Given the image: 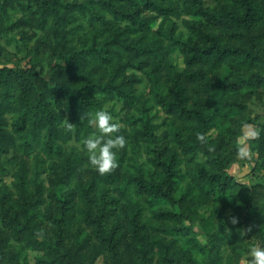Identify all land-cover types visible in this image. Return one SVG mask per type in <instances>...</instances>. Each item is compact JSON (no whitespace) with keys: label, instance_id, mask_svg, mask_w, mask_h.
Returning <instances> with one entry per match:
<instances>
[{"label":"rangeland","instance_id":"rangeland-1","mask_svg":"<svg viewBox=\"0 0 264 264\" xmlns=\"http://www.w3.org/2000/svg\"><path fill=\"white\" fill-rule=\"evenodd\" d=\"M94 1L99 0H0V71L6 68L30 70L35 65L38 71L43 68V75L36 74V77H41L43 96L49 101L53 99L49 80L55 79L72 87H80L87 77L97 81L115 78L117 85H122L139 99L129 105L120 96L102 93L96 95L103 101V108L113 113L121 125L120 131L127 138L126 147L118 152L119 167L110 173L102 174L91 164L84 146L85 138L93 131H98L92 123L88 134L63 139L61 143L64 152L60 156H49L43 149L42 140L35 142L34 151L26 153L19 149L18 141L14 143L9 138L4 139L0 145V264H42L40 260L54 264H141V247L151 251L149 256L155 254L154 264H191L190 258L208 262L211 256L207 253L208 249L214 256L220 255L218 264H249L251 248L257 244L264 245V235L256 230L257 227H262L261 215L248 218L245 221L246 227L240 232L239 229H234L235 224L231 221V217L235 215L234 209L222 201L209 200L201 209L193 210V213L189 207H197L198 199L189 198L187 202L177 204L186 210L182 212L188 218V226L192 227L188 238H195L199 246L207 247L206 251L191 250L190 244L185 242L187 235L165 232L163 229L169 226L181 225L164 218L155 220L150 216L148 206L144 211L149 221L141 233L143 241L139 242L128 229L129 217L136 201L139 206L147 205L144 200H138L132 187L127 190L131 186L128 181L134 180L138 175L150 177V174L158 175L159 172L153 162L154 156L145 142L142 120H139L140 109L144 100L153 102L155 91L167 93L171 77L188 69L180 48L169 47L168 35L173 29L176 35L182 34L184 38L190 35L185 21L193 17L187 14L185 8L190 5L191 0H154L164 3V10L156 12L145 8L140 20L149 21L147 26L140 27L136 33L124 32L121 35L127 39L133 35L129 41L134 44L140 42L151 52L134 57L131 52L112 45L109 47L107 60H103L101 56L92 58L87 54L86 44H92L89 34L94 29L90 24L92 22H87L85 17L73 15L74 18L61 20L58 33H54L56 24L53 16L44 19L43 11H50L54 5L62 7L64 4ZM114 3L115 7L124 9L120 3ZM92 5L99 7L111 21L105 27L112 26L116 30L122 28V31L131 27L132 23L127 19L115 20L114 15L106 11V8L98 3ZM63 11L66 13L67 10ZM98 26L104 29L101 25L94 28ZM254 33L258 39L257 47L253 49L258 57L255 59L256 66L242 72L243 75H250V78L243 80L242 94L237 98L239 102L244 101L247 108L242 112L236 105L237 102L229 106L232 111L237 110L238 114L232 112L233 116H228L227 128L223 130L225 132L228 129L227 132L230 133L229 144L226 146L227 156H230V151H235L230 158L229 173L237 182L248 185L249 189L257 188L258 202L263 205L264 84L258 83L253 75H264V22ZM226 38L229 40L228 35ZM230 41L235 46L239 43ZM67 51L70 55L79 54L81 58L74 59V65H71L64 57ZM230 62L227 60L221 68L209 71L210 79L215 81L229 75L233 71ZM198 67L210 69V65L206 63L199 64ZM249 79H252V83ZM184 85L191 105L208 104L211 99H215L213 91L201 90L195 82L186 80ZM151 115L156 116V124L169 119L168 114L156 104ZM248 119L252 123H247ZM163 131L159 130L160 137L163 136ZM217 134L215 132L214 136ZM160 144L167 149H174V144L168 138H163ZM238 148L240 153L236 154ZM38 172L46 185L44 200L42 198L39 210L25 214L18 203L21 181H26L28 188L33 191L32 181ZM196 197L200 198V195L197 194ZM104 203L111 213L106 225L112 226L116 221L122 220L125 230L120 241L112 245V249L108 243L101 242L95 225H90L82 216V209L89 210V204V211L96 215ZM162 207L166 210L174 208L170 203ZM64 213L70 216L71 222L60 228L55 220L64 218ZM17 216L30 228L22 236L18 234L15 222H12ZM212 236H225L226 239L216 240L213 246ZM157 240H164L168 247L166 255L159 254L161 250L157 248Z\"/></svg>","mask_w":264,"mask_h":264},{"label":"trees","instance_id":"trees-1","mask_svg":"<svg viewBox=\"0 0 264 264\" xmlns=\"http://www.w3.org/2000/svg\"><path fill=\"white\" fill-rule=\"evenodd\" d=\"M114 1L120 3L124 9L115 7ZM92 3L106 8V11L114 15L115 20L127 19L132 23L131 27L126 31H122V28L113 29L112 26L105 27L111 21ZM164 6V3L154 0H99L74 5L64 4L62 7L54 5L50 11L45 9L43 13L45 20L50 15L55 19L57 27L55 25L54 33H58L61 20L74 18L73 15L78 18L85 17L87 22L91 21L94 30L89 34L92 44H86L87 54L92 58L101 56L100 58L107 60L109 47L112 45L131 52L134 57L150 53L151 50L147 46L129 41L133 35L129 39L122 38L121 35L124 32L136 33L140 27L147 26L149 21L140 20L145 8L162 12ZM64 9L67 10L66 13ZM185 10L193 17L185 21L190 35L184 38L182 34L176 35L173 29L168 37L169 47H178L185 55L188 69L184 73L173 75L169 91L165 94L155 91L153 102L144 100L140 109L139 120H142L145 142L154 156L153 162L159 172L158 175L150 174V177L145 174L138 175L134 180L128 181L131 186L127 190L132 187L139 197L138 200H144L147 204L139 206L136 201L134 211L129 217L128 229L139 242L143 241L141 233L149 221L144 211L148 206L150 216L155 220L164 218L177 221L181 225L169 226L163 229L165 232L171 235H187L185 242L190 244L191 250L206 251L207 247L199 246L195 238H188L192 227L188 226V218L182 212L186 210L177 205L187 202L189 198L198 199L197 207H189L192 213L201 209L209 200L222 201L231 206L235 211L234 216L239 218L234 229H239L240 232L246 227L245 221L248 218L261 215L262 227H257L256 230L264 235V204L258 202L257 188L249 189L248 185L237 182L229 173L230 158L235 151H230V156H227L226 146L229 144L230 133L227 132L228 129L225 132L223 130L227 128L228 116H233L232 112L238 114L237 110L232 111L229 106L237 102L236 105L242 112L247 108V104L244 101L239 102L237 98L242 94L243 80L250 78V75H243L242 72L256 66L255 59L258 57L253 49L257 47L258 39L254 31L264 22V0H211V3L209 0H191ZM97 25L104 29L99 26L94 28ZM230 40L239 43L235 46ZM64 57L71 65H74V59L81 58L79 54L70 55L69 51ZM227 60L231 61L229 65L233 67V71L212 81L208 75L209 71L221 68ZM202 63L209 64L210 69L198 67ZM42 71L43 68L36 70V65L30 70L6 68L0 71V145L5 138H9L14 143L18 141L17 146L21 151L30 153L34 151L35 142L42 140L43 149L49 156H60L64 152L62 143L65 137H80L91 130L93 114L103 108V101L96 96L97 93L123 97L129 105L139 100L122 85H117L115 78L97 81L87 77L80 87H72L55 79L49 80V90L53 97L52 101H49L43 96L41 77H36V74L43 75ZM253 76L258 83L264 84V75ZM43 80L46 81L44 76ZM186 80L195 82L201 90L213 91L215 99H211L208 104L191 105L184 85ZM251 80L249 79L250 83ZM154 104L168 114L169 119L164 123L154 122L156 116L151 115ZM69 122L72 123L71 127ZM246 122L252 123L249 119ZM160 129L164 130L162 137L158 133ZM215 132L218 133L216 136ZM200 134H203V139ZM163 138H168L174 144V149L161 146ZM239 153L238 148L236 154ZM32 182L33 191L28 188L26 181H21L18 203L25 214L37 211L46 193L45 181L41 179L39 172ZM197 194L200 198L196 197ZM227 200L229 203H226ZM169 203L174 208L163 209L162 205ZM88 206L91 210L90 204ZM89 210L82 209L83 219L90 225H95L101 242L108 243L112 249V245L118 243L125 233L122 220L116 221L112 226L106 225L111 215L106 203L96 215ZM62 217L64 218L55 220L60 228L68 226L71 222L68 214L64 213ZM12 222H15L20 236L30 230L19 217ZM225 239V236L211 238L213 246L216 240ZM156 244L161 250L159 254L166 255L168 247L164 240H157ZM144 249L141 247L139 251L141 264H154L155 254L149 256L151 251ZM208 250L207 253L211 255L208 262L190 258L191 264H218L220 255L214 256L212 251ZM40 262L54 264L45 260Z\"/></svg>","mask_w":264,"mask_h":264},{"label":"clouds","instance_id":"clouds-1","mask_svg":"<svg viewBox=\"0 0 264 264\" xmlns=\"http://www.w3.org/2000/svg\"><path fill=\"white\" fill-rule=\"evenodd\" d=\"M91 123L98 129L84 140V146L89 154L91 164L102 174L110 173L119 167L118 152L127 145V138L120 131L121 125L113 113L107 109H98ZM72 123L69 122V127ZM203 139V134H200ZM239 218L232 216V223ZM249 264H264V245L257 244L250 250Z\"/></svg>","mask_w":264,"mask_h":264}]
</instances>
